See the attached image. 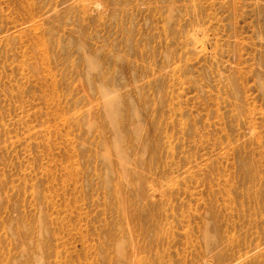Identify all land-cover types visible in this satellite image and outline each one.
<instances>
[{"label":"rangeland","instance_id":"obj_1","mask_svg":"<svg viewBox=\"0 0 264 264\" xmlns=\"http://www.w3.org/2000/svg\"><path fill=\"white\" fill-rule=\"evenodd\" d=\"M0 264H264V0H0Z\"/></svg>","mask_w":264,"mask_h":264}]
</instances>
